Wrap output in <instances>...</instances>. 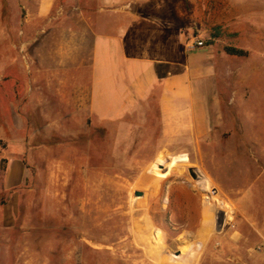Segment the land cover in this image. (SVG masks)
I'll return each mask as SVG.
<instances>
[{
  "label": "rangeland",
  "instance_id": "1",
  "mask_svg": "<svg viewBox=\"0 0 264 264\" xmlns=\"http://www.w3.org/2000/svg\"><path fill=\"white\" fill-rule=\"evenodd\" d=\"M37 1L0 0V264H264V0H173L216 75L208 135L171 148L158 124L93 122L53 67L91 40L77 14L96 1L54 0L44 19Z\"/></svg>",
  "mask_w": 264,
  "mask_h": 264
},
{
  "label": "crops",
  "instance_id": "2",
  "mask_svg": "<svg viewBox=\"0 0 264 264\" xmlns=\"http://www.w3.org/2000/svg\"><path fill=\"white\" fill-rule=\"evenodd\" d=\"M95 1L91 15L77 14L82 21L95 22L86 23L91 40L55 49L53 67L73 76L77 109L95 123L158 124L163 139L171 142L167 148L176 142L190 147L193 139L207 136L205 92L215 79V58L209 46L195 51L183 46L173 0ZM53 2L38 0L31 15L47 18ZM26 175L22 170L21 179Z\"/></svg>",
  "mask_w": 264,
  "mask_h": 264
},
{
  "label": "trees",
  "instance_id": "3",
  "mask_svg": "<svg viewBox=\"0 0 264 264\" xmlns=\"http://www.w3.org/2000/svg\"><path fill=\"white\" fill-rule=\"evenodd\" d=\"M215 39V38H214ZM206 47L210 46L212 44V42H206ZM225 53L229 56H233V57H246L247 53L242 51V50H237L234 48H225ZM6 148V144L0 140V150H4ZM3 163H5V161H3Z\"/></svg>",
  "mask_w": 264,
  "mask_h": 264
},
{
  "label": "built area",
  "instance_id": "4",
  "mask_svg": "<svg viewBox=\"0 0 264 264\" xmlns=\"http://www.w3.org/2000/svg\"><path fill=\"white\" fill-rule=\"evenodd\" d=\"M191 39V38H190ZM187 41L186 48L188 51L201 50L206 48L205 42L197 36H194L193 39Z\"/></svg>",
  "mask_w": 264,
  "mask_h": 264
},
{
  "label": "water",
  "instance_id": "5",
  "mask_svg": "<svg viewBox=\"0 0 264 264\" xmlns=\"http://www.w3.org/2000/svg\"><path fill=\"white\" fill-rule=\"evenodd\" d=\"M189 175L191 176V178L193 180H199V179L202 178L201 174L195 168H190L189 169ZM134 196L136 198L142 197L143 196V193L142 192H135Z\"/></svg>",
  "mask_w": 264,
  "mask_h": 264
},
{
  "label": "bare ground",
  "instance_id": "6",
  "mask_svg": "<svg viewBox=\"0 0 264 264\" xmlns=\"http://www.w3.org/2000/svg\"><path fill=\"white\" fill-rule=\"evenodd\" d=\"M200 180V179H199ZM201 181H202V186H206V187H208L209 186V181L206 179V178H201Z\"/></svg>",
  "mask_w": 264,
  "mask_h": 264
}]
</instances>
